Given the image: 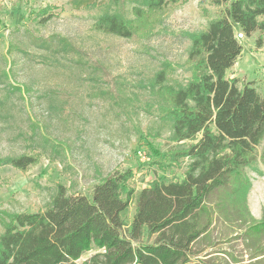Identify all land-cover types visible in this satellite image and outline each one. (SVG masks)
<instances>
[{
	"label": "rangeland",
	"instance_id": "374dc122",
	"mask_svg": "<svg viewBox=\"0 0 264 264\" xmlns=\"http://www.w3.org/2000/svg\"><path fill=\"white\" fill-rule=\"evenodd\" d=\"M107 2L0 0V158H39L26 171L0 166V236L7 214L45 210L58 184L91 197L100 180L130 171L122 189L124 198L133 192L122 213L130 228L142 189L184 179L188 160L170 165L175 144L160 124V96L149 82L169 66L168 84L187 83V36L204 30L222 8L212 0H170L125 39L95 29ZM60 38L68 51L45 44ZM241 45L227 78L251 83L264 97V36H245ZM246 175L251 188L245 204H234L223 190L209 199L203 222L212 225L195 245L203 264H264V255L255 258L264 253V234L246 232L264 218L263 164Z\"/></svg>",
	"mask_w": 264,
	"mask_h": 264
},
{
	"label": "trees",
	"instance_id": "16d2710c",
	"mask_svg": "<svg viewBox=\"0 0 264 264\" xmlns=\"http://www.w3.org/2000/svg\"><path fill=\"white\" fill-rule=\"evenodd\" d=\"M95 29L131 39L170 0H107ZM222 15L187 36L190 79L168 84L169 66L149 82L160 96L159 121L168 127L174 146L170 165L187 159L181 182L155 181L142 189L131 227L122 218L133 192L122 196L132 173L115 172L100 180L91 197L55 187L47 208L36 213L7 214L0 236V264H203L195 245L208 233L210 197L228 191L236 204L246 203L251 183L248 168L264 166V97L251 83L227 78L243 52L236 33L264 36V0H212ZM127 4L131 11H125ZM44 14L46 13L43 12ZM45 17L42 22H47ZM148 26V25H147ZM146 27V26H145ZM68 51L67 40L45 42ZM262 151L259 153V148ZM39 158H0V166L26 171ZM6 220V221H5ZM145 231L147 240L144 241ZM264 234V218L246 232ZM94 254L80 263L83 256ZM264 253L255 258L263 256Z\"/></svg>",
	"mask_w": 264,
	"mask_h": 264
},
{
	"label": "built area",
	"instance_id": "2783aa9c",
	"mask_svg": "<svg viewBox=\"0 0 264 264\" xmlns=\"http://www.w3.org/2000/svg\"><path fill=\"white\" fill-rule=\"evenodd\" d=\"M236 37H237V39L240 40V41H242V40L245 39V35H244L243 33H241V32H237V33H236Z\"/></svg>",
	"mask_w": 264,
	"mask_h": 264
}]
</instances>
